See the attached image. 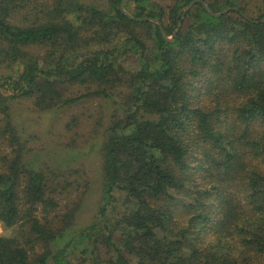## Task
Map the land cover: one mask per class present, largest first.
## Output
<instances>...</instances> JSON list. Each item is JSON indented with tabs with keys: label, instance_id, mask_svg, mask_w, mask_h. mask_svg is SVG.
<instances>
[{
	"label": "trees",
	"instance_id": "16d2710c",
	"mask_svg": "<svg viewBox=\"0 0 264 264\" xmlns=\"http://www.w3.org/2000/svg\"><path fill=\"white\" fill-rule=\"evenodd\" d=\"M40 1L0 0V86L13 92L0 93V264H264V0H203L250 20L195 4L172 43L122 0ZM191 1L125 10L171 36ZM22 11L32 20L17 23ZM17 96L41 112L99 98L123 113L102 136L103 203L76 232L89 184L24 162Z\"/></svg>",
	"mask_w": 264,
	"mask_h": 264
},
{
	"label": "rangeland",
	"instance_id": "374dc122",
	"mask_svg": "<svg viewBox=\"0 0 264 264\" xmlns=\"http://www.w3.org/2000/svg\"><path fill=\"white\" fill-rule=\"evenodd\" d=\"M84 1L92 3L95 0ZM44 2L51 9L55 0ZM39 9L41 8L36 9L38 15H40ZM34 12L22 11L16 22L28 23L32 20ZM5 91L0 86L1 95L13 94L10 87L7 88L6 93ZM9 105L12 122L27 148L24 156L26 164L35 169L78 170L87 180L88 193L76 215L73 232L95 221L98 208L103 203L100 149L102 136L114 117L123 116L122 111L115 103L99 98L82 100L81 104L50 112L35 109L31 99L20 96L10 100ZM73 117L77 118L79 123L68 128L67 125ZM9 153L10 148L0 138V169L3 165L2 158ZM262 167L264 169V165ZM74 197L76 194L69 199ZM108 209L112 215H120L123 212L120 203L114 202Z\"/></svg>",
	"mask_w": 264,
	"mask_h": 264
},
{
	"label": "water",
	"instance_id": "95a60500",
	"mask_svg": "<svg viewBox=\"0 0 264 264\" xmlns=\"http://www.w3.org/2000/svg\"><path fill=\"white\" fill-rule=\"evenodd\" d=\"M130 0H122L120 5H119V9L121 11L122 14H124L125 16H127L129 19L131 20H134V21H137V22H144V21H150V22H153L155 24L158 25L159 27V32L162 36V38L166 41V42H169V43H172L174 42V37L176 36V34L178 33L179 31V28L181 26V21L182 19L184 18V16L186 15V13L191 10V8L195 5V4H200L203 9L206 11V13L212 17H215V18H218V17H221L222 15L230 12V11H235V12H240L238 8L236 7H225L224 9H222L220 12H213L209 7L208 5L206 4L205 1L203 0H193L191 1L188 5H186L185 7H183L180 11V19L177 23V26H176V29L175 31L172 33L171 36H167L165 34V31L162 27V24L160 21H158L157 19H151V18H134L131 16V14L125 10V6L126 4L129 2ZM240 14L245 17L246 19L250 20L248 17H246L242 12H240ZM254 23H263L264 22V17L261 18L260 20L258 21H253Z\"/></svg>",
	"mask_w": 264,
	"mask_h": 264
}]
</instances>
